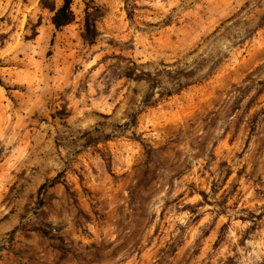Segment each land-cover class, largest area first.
Wrapping results in <instances>:
<instances>
[{
    "label": "rangeland",
    "instance_id": "rangeland-1",
    "mask_svg": "<svg viewBox=\"0 0 264 264\" xmlns=\"http://www.w3.org/2000/svg\"><path fill=\"white\" fill-rule=\"evenodd\" d=\"M72 9L0 0V264H264V0Z\"/></svg>",
    "mask_w": 264,
    "mask_h": 264
},
{
    "label": "trees",
    "instance_id": "trees-1",
    "mask_svg": "<svg viewBox=\"0 0 264 264\" xmlns=\"http://www.w3.org/2000/svg\"><path fill=\"white\" fill-rule=\"evenodd\" d=\"M40 2L43 8H47L51 12H53L52 23L57 30H60L61 28L71 24L75 20V13L72 9L73 0H64L63 4L59 7L56 6L55 0H40ZM100 11L101 10L99 8H94L92 11H90L89 8L86 9L84 33L82 37L87 43H94L95 39L98 36L96 21L101 16ZM176 72H178V75H176L172 87L167 88L165 92H160V97L172 96L173 94L181 91L186 86L190 85V83L184 82L183 78H180V75L181 73H183V71L179 70ZM126 77L139 81L146 80L150 82L149 90L144 97L143 103L148 106L152 105L155 95L154 89H156L157 85V82L155 81L156 77L151 72L147 71H141L139 74H137L134 69L130 68L126 73ZM184 77V79H186L187 77H189V75ZM56 181L57 178L52 182V185L55 184ZM44 186H42L41 189H43Z\"/></svg>",
    "mask_w": 264,
    "mask_h": 264
}]
</instances>
